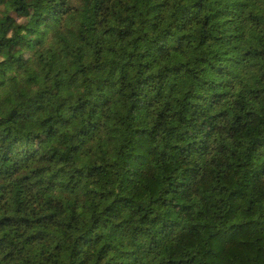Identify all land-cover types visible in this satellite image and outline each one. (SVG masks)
<instances>
[{
  "label": "trees",
  "instance_id": "obj_1",
  "mask_svg": "<svg viewBox=\"0 0 264 264\" xmlns=\"http://www.w3.org/2000/svg\"><path fill=\"white\" fill-rule=\"evenodd\" d=\"M0 264H264V0H0Z\"/></svg>",
  "mask_w": 264,
  "mask_h": 264
}]
</instances>
